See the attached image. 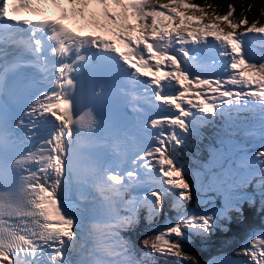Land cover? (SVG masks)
Listing matches in <instances>:
<instances>
[{
    "label": "snow or ice",
    "instance_id": "snow-or-ice-1",
    "mask_svg": "<svg viewBox=\"0 0 264 264\" xmlns=\"http://www.w3.org/2000/svg\"><path fill=\"white\" fill-rule=\"evenodd\" d=\"M234 13L0 0V264H199L233 224L209 264H264V23Z\"/></svg>",
    "mask_w": 264,
    "mask_h": 264
},
{
    "label": "trees",
    "instance_id": "trees-1",
    "mask_svg": "<svg viewBox=\"0 0 264 264\" xmlns=\"http://www.w3.org/2000/svg\"><path fill=\"white\" fill-rule=\"evenodd\" d=\"M159 2H166V0H159ZM192 3L201 5L202 7L207 5H213L216 13L223 15L227 11V5L232 4L235 7V17L239 18L242 11L245 12V15L249 22L256 19L260 23H264V16L260 15L261 9L264 8V0H190ZM251 4V11H246L247 6ZM211 11V9H209ZM210 22V21H207ZM225 31H228L226 26L222 25ZM194 195V194H193ZM246 208V216L248 217L249 224L254 228H259L264 220L261 219L258 213L254 210ZM139 238L142 239V230L141 233H138ZM244 235V230L238 224H233L228 233H217L207 244L200 245L197 244L195 247L189 246L188 253L189 255H195L199 264H207L209 260L216 255L227 253L232 245L242 241Z\"/></svg>",
    "mask_w": 264,
    "mask_h": 264
},
{
    "label": "rangeland",
    "instance_id": "rangeland-1",
    "mask_svg": "<svg viewBox=\"0 0 264 264\" xmlns=\"http://www.w3.org/2000/svg\"><path fill=\"white\" fill-rule=\"evenodd\" d=\"M207 21H208V20H205L204 22H205V23H208ZM220 26H222V25H220Z\"/></svg>",
    "mask_w": 264,
    "mask_h": 264
}]
</instances>
